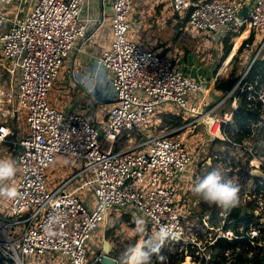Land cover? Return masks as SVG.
<instances>
[{
    "label": "built area",
    "instance_id": "built-area-1",
    "mask_svg": "<svg viewBox=\"0 0 264 264\" xmlns=\"http://www.w3.org/2000/svg\"><path fill=\"white\" fill-rule=\"evenodd\" d=\"M0 1H14L17 6L13 14L0 10V111L16 113L28 124L25 134L19 138L18 196L12 199L9 214L2 217L4 225L0 224L6 236V244L0 239V252L10 255L16 264H50L41 255L45 251L70 256L68 264H100L109 253L102 250L94 257L89 255L87 243L92 232L107 224L109 208L129 204L139 208L154 233L162 225L179 233L178 240L167 241L161 250L182 252L187 248L188 254L189 248L203 255L208 245L220 237L234 240L260 234L253 220L245 234L225 227L226 218L217 227L207 221H188L174 204L176 190L171 184L192 162L186 138L200 123L205 124L207 133L214 138L227 139L228 147L245 145L249 162H263L264 154H259L249 139L241 144L233 142L225 133L226 126L234 121L242 98L240 84L248 69L232 90L212 104H206L216 80L209 82L193 77L181 70L173 58L132 40L129 30L134 0H114V41L99 61L111 73L115 101L101 131L84 114L64 112L47 99L66 58L76 43L89 35L88 19L81 16L84 0ZM250 1L252 6L243 19H239V13L248 0H172V6L176 11L189 12L187 24L200 31L216 32L236 24L245 47H251L260 38L259 48L249 59L251 67L264 49V0ZM247 29L249 33L244 36ZM252 33L254 40L250 42ZM5 81L13 86L12 94L3 88ZM263 86L257 97L251 93L248 96L261 102L258 125L264 124ZM165 102H173L183 109L188 114L186 122L150 139L147 149L142 146L116 148L124 132L140 130L157 106ZM11 131L14 130L7 123H0V141L6 140ZM57 154L83 162L80 174L91 175L87 183L92 185L96 197L94 207L62 187L54 191L48 188L46 171ZM250 174L257 178L252 177L255 184L248 198L254 203L255 217L262 222L264 182L262 176ZM246 201L241 196L240 204ZM222 215L227 216L225 212ZM7 227L13 231V237ZM225 253L229 258L232 255L230 250ZM113 258L118 264H124V260Z\"/></svg>",
    "mask_w": 264,
    "mask_h": 264
},
{
    "label": "crops",
    "instance_id": "crops-1",
    "mask_svg": "<svg viewBox=\"0 0 264 264\" xmlns=\"http://www.w3.org/2000/svg\"><path fill=\"white\" fill-rule=\"evenodd\" d=\"M113 1L114 0H84L81 16L85 19H88L90 32L87 38L79 40L76 43L74 49L66 58L65 62H67V73L65 82L62 87V93L63 95H66V100L72 101L76 105H79L80 103V105L82 106H78L77 111L87 116L93 123L98 125L99 128L101 124L103 127L106 120L108 119L109 111L111 110H104L103 106L100 105V103H113L115 101L113 100L111 73L99 61V57L105 51L109 50L112 47V43L114 41V34L112 30ZM249 1L250 0H248V2ZM137 2L138 3H136L135 9L132 12L133 15L131 14V16H133V19L136 20L141 30L145 31L148 28H152L155 33L157 31L156 35L159 36V39H157L158 44H155L154 46V48L159 47V50H157V52H161L173 58L176 65L181 70L186 71L187 73L198 79H205L209 80V82H212V80H216L217 77L221 75L222 72L220 71V69L219 71L214 73V68H212L211 71L205 68L204 64L207 59L202 54L204 53V51L199 53V49L197 50V48L195 47L185 53V49L182 45V35L185 24V16L183 18L182 15L183 12L175 10V13H172L170 10L165 9L167 6L163 1L159 2L158 0H137ZM157 10H160V14L155 13V11ZM155 29H158L159 33L158 30ZM227 30L228 29H226V33L228 32ZM246 31L248 32V29ZM223 38L224 36L222 37V40ZM207 39L209 40L207 41ZM197 40L199 42V47L203 44H206L207 42L212 41V44L207 43L209 48L212 49V51L216 50L217 48V46L215 45L216 43L213 41V39L208 38L203 34L200 37H197ZM219 46H221L220 43ZM219 46L218 49H220ZM173 47H176L175 53L171 54V52H174ZM154 48L151 49L155 50ZM229 54L228 57L224 60L223 64L226 62V60H228ZM201 55L203 57H201ZM210 55L208 54L209 57ZM217 56L218 53L217 55L215 54L213 59L216 60ZM232 58L228 60L226 69L231 63ZM218 64L219 61L215 65L211 66L215 67ZM223 64L220 65L222 66ZM226 69H224V71H226ZM210 95H213V100L209 104H212L213 101L222 96V92L215 89V83L214 91ZM210 95L208 96V98L210 97ZM207 100L206 104L208 102ZM54 102L60 103V101H58L57 99ZM68 111L75 112L73 110ZM171 113L173 114L175 112H166L165 114L169 115ZM177 114H179V112ZM180 114L186 117V115L182 111H180ZM0 115L5 118L12 116L13 120L8 119L6 121L5 119H3L0 121V123L5 122L14 130L9 133L6 140L0 141V148L5 150V154H3L1 158H13L17 162V167L19 168L18 153L21 148L19 138L25 134L28 124L27 127L25 126L23 133L20 134L19 132H17L14 123V120H21L20 118H18V115L16 113L11 112L3 114V112L0 111ZM161 124L162 120L160 124L154 127H158ZM200 128H202L203 131L207 132L204 123H200L197 130H199ZM173 129L175 128H162L160 132L155 131L154 135L152 136H148L142 129L131 132L126 131L120 136L119 140L117 141L116 148L126 149L133 146H142L143 148L147 149L149 147L147 142L150 139L161 134L165 130ZM71 158L73 157L65 154L56 155L55 161L53 162L55 164L53 166L57 168V172H55V179L50 184L51 186H49V189L54 191L62 187V189L65 191L78 194L87 205H89L90 207H94L96 204V197L94 195L92 185L87 183V180L91 178V175L89 173L80 174V171L83 168V162L73 158L75 160L74 161ZM52 164L48 167L47 171L52 167ZM20 175L21 173L19 172V177ZM85 189H88V192H92L90 195L91 199L90 197L86 199V197L81 196V194L86 191ZM177 191L178 189H176V192ZM201 204L202 198L194 197L191 200L190 205L188 206L189 211L197 208L199 209V207L201 208ZM222 212H220L221 216H223L222 219H225L226 216L224 217V215H222ZM183 213L185 214L186 212ZM123 218L130 219L131 215L124 214ZM212 219L213 221H215L214 217L211 218V216L209 215L202 216L200 212L199 221H207L209 225L216 226L215 223L211 222ZM220 222L223 223L222 221ZM103 226L106 228L104 229V234L102 236L101 248L97 252H95V254L102 250L105 251V242L108 241V253L113 257H116L118 260H125V253L128 250L127 248H125V242H127L130 237L122 236L120 238L118 236V233L112 227L108 226L107 224ZM149 227L152 226L146 223L145 233H137L135 237L131 236V241L132 238H135V240L137 241L145 240V237L149 232L148 230H151ZM123 234L125 235L124 232ZM137 241L133 242V245H135Z\"/></svg>",
    "mask_w": 264,
    "mask_h": 264
},
{
    "label": "rangeland",
    "instance_id": "rangeland-1",
    "mask_svg": "<svg viewBox=\"0 0 264 264\" xmlns=\"http://www.w3.org/2000/svg\"><path fill=\"white\" fill-rule=\"evenodd\" d=\"M148 1H151V0H148ZM153 1H156V0H153ZM158 1L159 2L163 1L167 6L165 9L170 10L172 13H175V9L172 7V0H158ZM136 3H138L137 0H134L131 14L135 9ZM16 7L17 6L14 1L10 3H4L0 1V10H4L7 13L13 14ZM155 13L160 14V10L155 11ZM182 15L184 18L185 13H183ZM130 21L132 23V26L129 30V36L132 40L138 43H142L148 48H154L155 44H158L157 39H159V36L156 35L157 31L155 33L152 30V28L151 29L148 28L145 31L141 30L136 20L133 19V16L130 17ZM237 27L238 26L236 24H233L231 28L227 30L228 31L227 33H230L233 36L230 39V41H232V48L239 41V46L236 52H238L239 49L241 48L242 46L241 41L243 39L241 37L242 33L239 35L240 31L238 30H240V28L236 29ZM183 29L184 30H183V35H182L183 36L182 45H183V48L185 49V53L192 50L195 47L197 48V50L199 49V53L204 51V53L202 54L207 59L205 64L203 62L205 68L209 69L210 71L212 70V68H214L215 69L214 72L219 71V69L221 68L220 64H223L224 60L228 57L227 55V57L223 60L225 49H224L222 37L226 33V28L217 30L216 32L200 31L196 29L195 27L193 26L191 27L190 25L185 23ZM155 30H158V29H155ZM158 33H159V30H158ZM248 33H249V30L247 34ZM202 34L207 36L208 38L213 39V41L216 43L215 45L217 46L216 50L212 51V49H210L207 44V43L212 44V41L207 42L206 44H203L202 46L199 47V42L197 40V37H200ZM259 39L260 38H257L254 45H252L251 47H245L242 50V52L239 54V57H238L239 60L236 61L238 73L244 74L246 72V68L249 66V63H250V60H249L250 56L253 55L259 48ZM208 40L209 39H207V41ZM219 43L221 46H219ZM218 46L220 47V49H218ZM156 48H154L156 51L159 50V47H156ZM175 48L176 47H173L174 52H171V54L175 53ZM232 48H231V51H232ZM217 53H218V56L216 60H214L213 57L215 56V54L217 55ZM208 54L209 55L211 54L210 57L208 56ZM201 57L203 56L201 55ZM218 61H219L218 65H216L215 67L211 66V65H215ZM231 63H232V60H231ZM231 63L228 65V68L226 69V71L222 72L221 75L228 74V71L231 67ZM66 73H67V62H64L62 67L59 69L58 76L56 80L54 81V84L51 88V91L49 92L47 96V99L52 105L58 107L64 112H69L68 110L79 112L77 111V108L78 106H82V105H80V103L79 105H76L72 101H67L66 95H63L62 93V87L65 82ZM17 82H18V78H17ZM3 88L6 89L8 93H11V94H12V91L14 90L13 86L8 81L4 82ZM263 91H264V86H263ZM56 99L60 101V103H55L54 101ZM212 100H213V95H210V97L207 100L208 101L207 104L211 103ZM192 101L193 99L190 100V102ZM100 105L103 106L104 110L109 111V109H111L112 106L114 105V102L113 103H100ZM180 111H182L185 115L188 116V114L185 111H183V109H181L175 103L173 102L162 103L157 106L156 111L152 115H150L148 121L141 129L148 136H152L154 135L155 131L160 132L162 128H165V129H168L171 127L178 128L182 124L174 126L176 119L173 117V115H177L178 112L180 114ZM26 112L27 110L24 111V113ZM166 112H175V114L168 115V114H165ZM3 119H5L6 121L8 119L13 120L12 116H9L7 118L1 116L0 121ZM161 120H162V124L158 127H154L160 124ZM14 123H15L17 132H19L20 134L23 133L25 126L27 127L26 119H21L19 121L14 120ZM262 126H264V124H262ZM262 126H260L258 130ZM101 127H102V124L100 125V128ZM104 127L105 126L103 125V127L101 128V131L104 129ZM258 130L256 132V134L258 135L257 137H259L257 138V141L256 142L254 141L255 137L249 139L248 141H250L252 145L254 144L255 149L256 151H258L259 154H264V145H263L264 140H261L262 136L264 138V133H261ZM186 144L192 156V162L190 163L187 171H185L181 175L176 176L174 180L171 182L174 189L175 190L178 189L177 192L175 191V195L173 199L174 204L182 212H186L185 213L186 219L188 221H199L200 212L202 210V207L201 208L199 207V209L197 208V209L190 210V211L188 208L191 200L194 197H197V198L199 197L194 194L193 186L197 183L198 178L203 177L204 175H206L209 171H212L213 169L219 170L225 180L231 179L240 186V189H244L242 190V195L240 196L246 197L247 201L246 203L240 204V205L242 207L244 206V208H248L250 206L248 204L249 203L248 195L250 194L249 192L252 191L254 188L255 179L250 177L247 174L246 170L242 169V163L244 159H246L247 157L244 147L238 146V145H230L228 147L227 144L225 143L215 141V138L207 134V132L203 131L202 128H200L199 130L191 134L189 133V135L186 138ZM109 145H110V142L107 141L106 146H109ZM4 151H5L4 149L0 148V158L3 154H5ZM71 159L74 160L73 158ZM262 163L258 161H251L248 164V169L250 170V173L262 176V179L264 182V160ZM54 164L55 163H53L52 167L48 171H46V179H47L48 188L49 186H51L50 184L54 181L55 176H56L55 172H57L56 171L57 168L53 166ZM19 172L20 170L18 168L16 176L11 181H7L5 183L10 186L15 187V185H17L20 179ZM85 190L86 191L83 192L81 196L86 197V199L90 197L91 199L90 195L92 192L90 191L88 192V189H85ZM11 201L12 199H8L7 197H0V224L4 225V220L2 217L7 216L9 214ZM124 214L131 215V218L130 219L123 218ZM136 218H143L144 220H146L145 215L139 210V208L135 204H129L127 206L116 205L114 207L109 208L108 210L107 225L112 227L118 233V236L120 238L122 236L130 237V239L127 242H125L126 244L125 248L127 249H129L131 245L134 246L133 242L137 241L135 240V238H132V241H131V236L135 237L137 235V233L135 232V228H136L135 219ZM222 218L223 216H221L220 213L218 214V216L216 215L214 216L215 222H218L219 225H221L220 221L223 220ZM261 219H262L261 221L264 222V215L263 217H261ZM105 228L106 227H104L102 224L92 232V235L87 243L90 256H94L95 252H97L101 248V241H102V236L104 234ZM149 228L151 230H148V231L152 237L154 235V232H153L154 230L152 229V227H149ZM7 232L11 235L14 234L13 231L10 229V227L7 229ZM123 232L125 233V235L123 234ZM5 237L6 236L0 230V239L2 240L6 239ZM210 251L211 250L207 247V250L205 252L206 254L210 255ZM187 253L188 254L185 257V261L182 264H199V262L195 261L193 256L189 254L190 252H187ZM41 255L50 264H68L70 263V259H71L70 256L66 254H62L59 251H55V252L45 251ZM207 257L209 258L210 256H207ZM38 260H41V258H39ZM35 263L37 262H34V264Z\"/></svg>",
    "mask_w": 264,
    "mask_h": 264
},
{
    "label": "trees",
    "instance_id": "trees-1",
    "mask_svg": "<svg viewBox=\"0 0 264 264\" xmlns=\"http://www.w3.org/2000/svg\"><path fill=\"white\" fill-rule=\"evenodd\" d=\"M189 12L185 14V23L188 20ZM247 31L244 32V36H246ZM243 36V37H244ZM233 36L230 33H226L223 38L224 44V56L223 60L230 53L232 48V41L230 39ZM254 40V34L252 33L249 41ZM239 46V41L233 46L231 53L229 54V59H232L231 67L228 71V74H223L217 77L215 82V89L217 91H221L222 94L229 92L232 90L237 83L241 80L243 74L238 73L236 61L239 60V54L245 48V45H242L238 52L237 48ZM236 53V54H235ZM235 54V55H234ZM228 60L221 66L220 71L223 72L227 67ZM246 77L242 80L240 86L243 88L241 95V101L238 104L237 109L234 114V121L232 124H228L225 129V133L233 140V142L243 144L245 139L254 138L258 128L262 125H258L261 117H260V107L261 102L258 98L252 97L251 99L248 96L254 94V96H258L259 91L262 89V84L264 83V49L260 56L253 62L251 67H247ZM214 72V71H213ZM215 73V72H214ZM211 76V75H210ZM252 86V88H249ZM232 99L230 98L228 102ZM175 114V113H173ZM172 113L170 115H173ZM176 119L175 125H180L186 122V118L182 114L173 115ZM259 132L264 133V126H262ZM208 134V133H207ZM210 135V134H209ZM227 139H222L219 137L215 138V141L225 143ZM256 142V137L254 138ZM246 154L249 153V150L245 145H243ZM249 160L244 159L242 163V169L247 171V174L250 177L257 178V176H253L250 174L248 169ZM250 206L248 208H244L241 205L238 207L225 212L226 216V224L225 227L232 228L238 234H245V230L249 227V222L253 220L257 223L260 228V234L256 237L244 236L243 238H237L234 240H229L227 238L220 237L213 244L208 245V248L211 250L209 254H197L194 249H189L188 252L191 254L195 261L199 262V264H227V262L231 259L236 261V264H264V222H259L258 217H255L253 209L254 203L249 202ZM202 210L201 214L209 215L214 217L218 216L222 210L215 206L210 205L209 203L202 200ZM224 212V211H223ZM218 226V222L212 221ZM8 229V228H7ZM11 235V234H10ZM12 237L14 236L11 235ZM151 238L150 233L148 232L145 240L148 241ZM2 240V239H1ZM4 243L6 239L2 240ZM6 244V243H5ZM237 247H240V251H237ZM185 248L182 252L178 249L176 250H160L158 254L152 255V264H182L185 261L186 250ZM231 251V257L229 258L226 255V251ZM207 256H210L209 258ZM161 257L163 259H161ZM208 258V259H207ZM0 264H16L15 260L8 254L0 252Z\"/></svg>",
    "mask_w": 264,
    "mask_h": 264
},
{
    "label": "clouds",
    "instance_id": "clouds-1",
    "mask_svg": "<svg viewBox=\"0 0 264 264\" xmlns=\"http://www.w3.org/2000/svg\"><path fill=\"white\" fill-rule=\"evenodd\" d=\"M17 162L11 157L0 158V197L15 199L18 196L16 187L5 182L11 181L17 174ZM240 186L231 179L225 180L217 169L209 171L206 175L198 178L193 186L195 195L210 205L219 207L228 212L241 203ZM53 217V221H55ZM135 232L143 234L146 231V222L143 218L135 219ZM179 233L169 226H160L159 230L146 242L139 240L125 253L124 264H152V255L158 254L161 248L169 240H178ZM161 259H163L161 257Z\"/></svg>",
    "mask_w": 264,
    "mask_h": 264
},
{
    "label": "water",
    "instance_id": "water-1",
    "mask_svg": "<svg viewBox=\"0 0 264 264\" xmlns=\"http://www.w3.org/2000/svg\"><path fill=\"white\" fill-rule=\"evenodd\" d=\"M252 1H249L241 10V12L239 13V19H243L249 12L251 6H252ZM105 251H109V242L106 241L105 242ZM100 264H118L117 261L111 257L109 254H106L103 257V260L101 261ZM227 264H236V261L234 259H231L227 262Z\"/></svg>",
    "mask_w": 264,
    "mask_h": 264
},
{
    "label": "bare ground",
    "instance_id": "bare-ground-1",
    "mask_svg": "<svg viewBox=\"0 0 264 264\" xmlns=\"http://www.w3.org/2000/svg\"><path fill=\"white\" fill-rule=\"evenodd\" d=\"M249 30V29H248ZM191 263V262H190Z\"/></svg>",
    "mask_w": 264,
    "mask_h": 264
}]
</instances>
